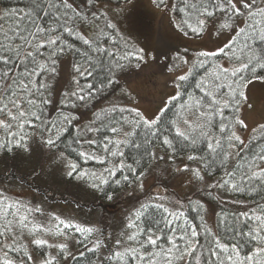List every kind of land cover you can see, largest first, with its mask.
Wrapping results in <instances>:
<instances>
[{"label":"snow or ice","instance_id":"snow-or-ice-1","mask_svg":"<svg viewBox=\"0 0 264 264\" xmlns=\"http://www.w3.org/2000/svg\"><path fill=\"white\" fill-rule=\"evenodd\" d=\"M131 2L124 0L125 7ZM105 3L20 0L0 11V153H31L38 145L64 165L68 178L89 181L107 200L125 186L143 189L147 156L171 161L176 173L188 174L189 183L204 190L247 196L252 204L233 217L214 214L211 225L199 200L157 193L125 217L109 246L96 227L0 189V264H67L76 259L69 240L82 247L87 264H264V123L247 138L241 134L248 128L241 110L251 107L246 90L264 82V0H152L157 9L180 14L173 22L184 36L202 38L211 28L228 38L192 56L188 49L175 51L166 65L172 92L152 115L114 102L80 124L78 109L146 62L145 50L114 22L124 8ZM65 68L68 81L57 94ZM121 92L131 104L133 97ZM157 147L165 155H157ZM128 148L142 150L141 158L129 162ZM66 152L103 170L85 171ZM182 154L191 163L177 164Z\"/></svg>","mask_w":264,"mask_h":264},{"label":"trees","instance_id":"trees-1","mask_svg":"<svg viewBox=\"0 0 264 264\" xmlns=\"http://www.w3.org/2000/svg\"><path fill=\"white\" fill-rule=\"evenodd\" d=\"M106 2L117 5L123 3L124 0H106ZM19 3L20 0H0V11L16 7ZM171 4L179 5L180 0H172ZM170 11L176 18V22H179L180 14L175 9H170ZM119 31L127 37L120 29ZM188 37L196 36L189 35ZM127 39L130 40L128 37ZM195 53L193 52L192 54L195 55ZM139 70L140 68L133 67L121 75L130 77L138 73ZM117 86L94 99L91 105L85 108L86 112L92 111V113L89 114L87 120L80 124H87L93 118V111H98L100 108L110 105L97 107L98 103L114 94ZM77 111L79 112L80 109ZM170 115L171 113H169ZM63 148L64 145L62 144L56 151L59 152ZM200 148L203 150L204 146L201 145ZM124 151L129 162H131V158L139 159L142 155V150L138 151L135 148L124 149ZM155 151L157 155H165L164 151L159 147ZM66 155L69 159L79 163L85 171H96L99 173L103 170L104 165L96 161L85 162L74 152H66ZM182 155L183 159L180 156L177 157V164L183 166L184 163H191L187 161L186 154ZM141 166H146L147 175L144 179L149 176L153 178L152 185L146 191H139L130 197L128 196L129 191L137 186L135 184L125 186L114 195L112 200H107L102 193L94 191L88 186L89 181L68 178L65 174L64 165L56 160L53 154L41 149L38 145H33L31 153L23 151H18L15 154L0 153V189L6 190L13 199L30 201L44 208L46 212L62 215L63 218H70L75 223L96 227L99 229L97 235H100L102 239H106L109 246L118 237L125 217L138 208L140 204L145 203L157 194L152 191V188L155 187L162 189L163 193L159 194L172 197L173 199L179 197L181 200H186L191 197L194 200H199L207 209L204 215L211 225H214L216 215L226 214L228 217H233L246 211L245 204L249 206L252 204L251 199L247 196L227 194L214 189L204 190L202 184L189 183L188 174L176 173L174 171L175 166L171 161L166 163L163 160H149L147 156H144ZM180 179H184V181L180 182ZM56 181L61 183L62 186L60 187ZM174 181L178 183L175 186ZM66 207L72 211L61 212L59 210V208L63 209ZM188 217L192 223H200V219L195 212L188 211ZM41 219L45 218L41 217ZM69 245L76 259H69L67 264H87V259L81 258L79 255L83 251L82 247L75 245L72 240H69ZM85 257L94 258L92 253L89 252H85Z\"/></svg>","mask_w":264,"mask_h":264},{"label":"rangeland","instance_id":"rangeland-1","mask_svg":"<svg viewBox=\"0 0 264 264\" xmlns=\"http://www.w3.org/2000/svg\"><path fill=\"white\" fill-rule=\"evenodd\" d=\"M170 4L172 0H169ZM120 5L124 8L123 13L114 22L118 24V28L138 47H142L146 55V62L142 64L138 73L127 76L121 75L120 82L114 94L101 103L97 107L118 102L126 106H136L146 115H152L156 112L162 98L167 97L172 92L170 84V74L166 70L171 56L176 50L181 52L188 49V55L192 56L193 52L199 50L212 49L222 46L228 38L225 36H216L212 34L211 28L209 32L204 34L202 38L184 36L178 32L175 23L176 18L170 9H157L152 0H132L126 7L124 2ZM117 5L106 2L104 7L116 9ZM169 57L166 60L164 57ZM56 84L57 94L67 84L68 70L64 69L62 74L57 78ZM166 83L168 86L166 87ZM121 89H126L127 93L133 97L131 104L128 103L129 96L122 94ZM249 96L248 103L250 108H243L242 115L248 125L247 129L241 131V134L247 138L251 134V129L264 123V82L255 81L246 90ZM79 123L87 120L92 111L80 108ZM183 182L184 179H180ZM153 182V178L149 176L144 179L143 189L138 187L129 191L128 196L136 194L139 191H146ZM174 186L178 184L174 181ZM61 187V183L56 181ZM155 193H163L159 187L152 188ZM61 212L72 211L70 208H59Z\"/></svg>","mask_w":264,"mask_h":264}]
</instances>
